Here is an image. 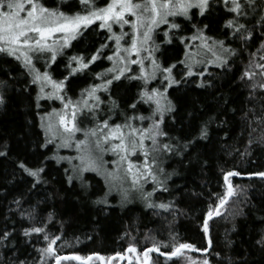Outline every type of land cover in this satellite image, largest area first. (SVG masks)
I'll return each instance as SVG.
<instances>
[{
  "label": "trees",
  "instance_id": "trees-1",
  "mask_svg": "<svg viewBox=\"0 0 264 264\" xmlns=\"http://www.w3.org/2000/svg\"><path fill=\"white\" fill-rule=\"evenodd\" d=\"M76 7L79 10L81 6ZM192 11V22L198 27L208 25L205 34L225 40L226 46L236 49L238 55L229 60L227 68L215 64L194 68V72H203V76L190 77L178 88L168 89L169 99L176 110L165 117V130L174 138L173 143L177 140L181 144L190 140L195 143L183 155L165 160L163 166L171 174L167 180L168 191H155L151 200L157 205L168 204L167 211L158 207L148 209L142 199L123 203L117 194L108 195L106 204L97 203L105 198L108 187L105 180L94 172L83 174V184L74 180L69 185L65 170L70 168L66 163L50 159L56 153L54 144L44 146L46 134L41 127V118L48 112L45 106L49 100L37 101L38 88L31 85V77L21 63L0 55V93L6 99V103L0 106V151L6 153L0 156V233L5 230L12 233L8 241L0 244V264H18L19 261L38 264L41 259L44 264H55L38 251L47 246L43 234L23 235L25 228L42 225L50 237H60L55 244L59 255L93 256L90 264H101L95 260L96 254L104 257L117 256L118 253L125 255L129 247L137 249L141 261L142 253L153 246L169 253L178 243H190L204 252L209 248V239L212 246L206 254L184 251L181 256L168 259L149 253V264H187L181 261L184 254L197 260L207 258L210 264H264V247L258 243L264 238V179L255 175L264 172V142L259 139L264 134V122L252 123L264 115V92L257 89L253 94L250 88L253 81L241 80L249 59L260 62L257 49L260 45V17L264 14L257 11L250 15V9L247 10L249 16L242 22L252 31L254 42L248 41L245 47L244 41L233 37L231 30L224 27L234 14L225 10L222 0L213 4L203 17L197 9ZM179 21L182 29L173 32L171 44L166 43L162 35L158 36L164 66L176 64L173 74L178 80L187 71L179 61L185 59V45L195 34L190 22ZM106 32L99 29L98 24L82 29L78 39L57 56L51 67L34 65L41 70L49 68L47 70L53 72L51 75L56 80L66 79V97L73 102L80 100L81 94L97 82L98 75L110 68L111 61L105 58L111 55L114 42ZM176 36L184 37L185 42L181 43ZM102 45L107 47L102 48ZM197 45L194 41L195 53H198ZM77 52L83 53L85 61L97 52L99 56L88 69L69 75V63L77 67L70 57L76 56ZM43 57L48 59L47 55ZM197 60L198 55H195L189 62L194 64ZM180 69L184 73H180ZM112 75L109 73L110 78ZM260 79L259 75L254 77V81ZM201 82L210 83L211 87H197ZM158 86L162 87L159 80L148 85L149 88ZM142 87L141 81L126 78L113 81L112 94L120 103L119 112L113 118L115 123L123 121L118 115L120 112L128 115L150 112L149 106L143 103L137 104V109L130 107L139 99ZM147 124L145 121L144 126ZM204 125L208 126L209 135L207 139L199 140L197 137ZM132 159L136 163L143 161L142 156ZM21 162L32 169L44 167L42 176L45 182L33 187V179L19 167ZM227 171L240 173L230 178L237 195L221 209L220 216L209 220L208 239L203 231L204 220L209 209H214L218 203V196L226 190L223 173ZM144 190L154 191L153 184H145ZM33 211L35 218L30 220L27 212ZM21 212L25 213L23 217ZM118 261L116 258L112 264H118ZM61 264L79 262L66 260ZM131 264H138L133 257Z\"/></svg>",
  "mask_w": 264,
  "mask_h": 264
},
{
  "label": "snow or ice",
  "instance_id": "snow-or-ice-1",
  "mask_svg": "<svg viewBox=\"0 0 264 264\" xmlns=\"http://www.w3.org/2000/svg\"><path fill=\"white\" fill-rule=\"evenodd\" d=\"M64 2L66 0H61V3ZM220 2L221 0H109L105 6H97L95 0H79L80 5L84 6V14L77 12L68 15L59 7L50 8L46 6L43 0H0V55L12 57L21 63L31 77V85L38 88L37 101L41 99L58 100L63 105L60 111L53 110L48 114L46 123H44L45 118L42 117L41 127L46 134L45 147L48 144L56 143L58 140L57 149L72 148L73 146L75 148L77 155L74 157L54 155L50 158L58 163L67 160L70 164V170H65L69 185H72L74 180H80L83 184V174L95 172L103 177L108 187L105 198L98 200L97 203L106 204L107 196L111 195L113 191L120 195L123 203H127L132 193L135 192L145 201L148 209L158 207L165 211L169 210L168 204L160 203L157 205L151 200L155 191H168L167 180L171 174L166 172L163 165L167 157L183 155V152L187 151L188 147L195 143V140H190L187 144H181L178 140L173 143L174 138L169 137L165 130V117L176 110L175 105L169 99L168 89L174 86L178 88L190 77L197 75L202 77L203 72H194V65L189 62L192 56L199 53L192 54V56L186 53L185 59L179 63L183 64L187 71L178 80L173 74V69L177 67L176 64L165 67L157 60L154 53L159 50V45L155 44L154 35L161 25H168L169 30L164 32V37L165 42L171 44L173 35H170V32L172 30L180 31L181 23L177 22V18H183L184 21L190 22L191 27L195 29V34L190 39L192 41L198 40L200 43L197 47L204 49L205 53H210L214 58L211 63L220 68L229 67V60L238 55L237 50L226 46L223 39L207 36L205 29L208 25L198 27L196 23L192 22L193 9H197L199 15L203 17L209 12L213 4ZM222 3L228 13L234 14L233 18L226 21L224 27L231 30L233 37L244 41L245 47H247V42L253 41V35L242 20H247L249 16L247 9L250 8L252 13H255L257 7H264V0H260L259 5L257 0H222ZM97 22H99L98 27L106 30L115 42L114 55L107 56V59L114 61V66L119 65V67H115V72L113 68L107 69L108 73H113L111 78L100 85L92 86L86 90V97L82 93L81 99L73 102L65 95L66 79L54 80L49 71L37 69L33 61L34 58L48 54L45 64L50 67L49 59L51 63H55L58 54L71 45L77 35L81 34L82 29L86 30ZM260 22V36L258 37L260 45L257 49L260 54L258 57L260 62L249 59L241 76V80L253 81L250 85L253 94L257 89L264 92V15L260 17ZM114 25L120 26L119 34L113 31ZM125 25L131 28L130 33L123 31ZM175 38L179 39L181 43L185 42V38L182 36ZM101 47L104 48L107 45ZM144 53H147V56ZM255 55L254 53L253 56ZM98 56L99 52L91 56L89 61H85L83 57L71 56L70 61L75 62L77 67H72V64L69 63V75H75L88 69L90 63H94ZM146 60L151 66L150 72L145 63ZM204 62L208 63L207 60ZM199 63L201 61L197 60L196 64ZM132 65L139 68L138 74L133 73ZM128 73L132 74L128 75ZM257 75L261 79L254 81V77ZM97 78L103 79V76ZM121 78L142 82L143 87L139 99L130 107L137 109V104H147L151 110L148 116L128 115L125 112L121 123H115L112 115H107V118L100 117L101 105L105 101L98 93L105 92L111 95L110 89L113 81H119ZM156 80L160 81L162 87L149 88L148 85ZM196 86L204 88L211 87V84L201 82ZM49 88L50 91L47 90ZM5 103V96L0 93V106ZM117 109H119L118 102L111 99L108 113L116 112ZM85 112L89 113L92 120L95 121L94 127L82 128L78 123L79 116ZM110 121L112 122L110 123ZM136 121L140 122L139 125L135 123ZM145 121H148L146 126H144ZM262 122H264V115L260 116L258 120L252 121V123L258 124ZM77 133H81L83 139L77 138ZM208 135V126L204 125L200 129L197 139L205 140ZM259 139L264 142V134ZM109 152L116 157L112 162L113 168L111 170L106 167L107 162L103 159L104 155ZM5 154V152L0 151V156ZM141 156L143 157L142 163H136L132 159ZM73 161H78V163H73ZM19 167L33 179V187L45 182L42 176L45 172L44 167L32 169L23 162L19 164ZM239 175L240 173L237 171L223 173L226 190L223 195L218 196V203L215 208H210L206 214L207 218L203 225L205 234L209 233L208 221L213 218L214 214L220 216L222 214L221 209L228 204L232 197L237 195L230 178ZM255 175L264 179V172L255 173ZM149 182L153 184L154 191L145 192L144 186ZM16 203L19 204V201ZM24 215L25 213L21 212V216ZM27 217L30 220L34 219L35 211L27 212ZM49 222H51V217H49ZM32 234L38 236L43 234V240L47 242V246L38 249V251L43 258L51 259L55 264H61V261L66 260H77L79 264L93 262V256L69 257L59 255L55 244L60 237H50L43 225L33 226L30 229L25 228L23 231L25 237ZM11 235L12 233L7 230L0 233V244L8 241ZM258 243L264 247V238ZM211 246L212 241L209 239L208 247L211 248ZM184 250L197 251L190 243H178L173 246L169 253L161 252L159 247L153 246L142 253L145 258L143 264H149V253L157 252L161 256L172 259L181 256ZM127 251L136 253L137 258L140 255L135 247H129ZM204 252L206 253L207 249ZM117 256L120 259L124 258L119 253ZM116 258L95 255V260L100 261L101 264H110ZM18 264H24V262L19 261ZM38 264H44V259H41ZM201 264H210V261L205 258Z\"/></svg>",
  "mask_w": 264,
  "mask_h": 264
},
{
  "label": "rangeland",
  "instance_id": "rangeland-1",
  "mask_svg": "<svg viewBox=\"0 0 264 264\" xmlns=\"http://www.w3.org/2000/svg\"><path fill=\"white\" fill-rule=\"evenodd\" d=\"M95 2H96V4H97V6H105L106 5V3L107 2H109V0H95ZM43 3L46 5V6H48V7H50V8H56V7H59L60 8V10L61 11H64L66 14H68V15H73V14H75V13H77V12H79V13H81V14H84V11H83V9H84V6H82V5H80V3H79V0H66V2H64V3H61V0H43ZM257 4L259 5L260 4V0H257ZM77 5H80L81 7H80V9L78 10L77 9ZM250 9V8H249ZM248 10V9H247ZM257 11H261L260 13H263L264 14V7H257ZM256 11V12H257ZM255 12V13H256ZM250 15H254V13H252V11H251V9H250ZM180 19H183V18H177V22H179L180 23ZM99 22H97V24H98ZM165 28V29H164ZM99 29H101V28H99ZM162 29H164L162 32H160V30H162ZM181 29H182V24H181ZM180 29V30H181ZM169 30V26L168 25H161L157 30H156V34L154 35V40H155V44L156 45H159V50L158 51H156L154 54H155V56H156V58H157V60L164 66V61H163V56L161 55V43H160V41L158 40V36L159 35H162V37L165 39V37H164V32L165 31H168ZM113 31L114 32H116L117 34H119L120 33V31H121V29H120V26L119 25H114V27H113ZM123 31H125V32H128V33H130L131 32V28L129 27V26H127V25H125L124 26V29H123ZM175 30H172L171 32H170V35H175L173 32H174ZM107 33V37L108 38H110V34L108 33V32H106ZM78 36L79 35H77V38L75 39V40H73L72 42H71V44L74 42V41H76L77 39H78ZM127 39V38H126ZM216 39V38H215ZM112 40V39H111ZM192 40L190 39V41L188 40V43H186V45H185V51H186V53H188L190 56H192V54H194L195 53V48H192V45H193V42H191ZM114 42V41H113ZM107 43H108V41H107ZM123 43V42H122ZM197 43L199 44L200 42L197 40ZM190 45V47H188ZM69 47H67L66 49H68ZM111 49V55H114V52H115V42H114V47L112 48H110ZM64 50L65 49H63V51H62V53L64 52ZM197 52L199 53L198 54V60L199 61H201V63H199V64H196V62L193 64L194 65V67H193V69L195 68H199V67H207V66H209V65H211V64H213V63H211V61L214 59L212 56H211V54L210 53H205V52H202L201 50H200V48H198L197 49ZM62 53H60V54H58L59 56L60 55H62ZM83 53H81V52H77L75 55L77 56V57H83L84 58V56L82 55ZM45 55H47L48 56V54H45ZM110 55V56H111ZM144 55L145 56H147V53H144ZM186 55V54H185ZM195 56H192V59L191 60H193V58H194ZM102 58H100L98 61H100ZM106 59V61H108V59H107V57L105 58ZM205 60H207L208 61V63H205L204 61ZM97 61V60H96ZM95 61V62H96ZM34 64L37 66V64L39 63L40 65L42 64V66H44L45 65V59H44V57L42 56V57H39V58H34ZM94 62V63H95ZM49 63L51 64V66L54 64V63H51V61H50V59H49ZM94 63H90V65H92V64H94ZM145 63H146V65L148 66V71L150 72L151 71V66H150V64H148V61L146 60L145 61ZM50 66V67H51ZM90 67V66H89ZM115 67H119V65H116V66H114V61H111V65H110V68H113L114 70H115ZM131 68H132V71H133V73H136V74H138L139 73V68L136 66V65H132L131 66ZM37 69H39L38 67H37ZM47 69H49V68H47ZM46 69V67L44 68L43 67V69L41 70V69H39V70H41V71H49V70H47ZM50 72V74L51 73H53L52 71H49ZM83 72V71H82ZM180 73H184V71H183V69L181 70L180 69ZM186 73V72H185ZM184 73V74H185ZM98 76H100V75H98ZM101 76H103V79H98L97 78V82L96 83H94V84H92L91 86H90V88L92 87V86H94V85H100V84H102V83H104L107 79H109L110 78V76H109V73L107 72V71H102V73H101ZM53 78V77H52ZM54 80H56L55 78H53ZM57 81H60V80H57ZM65 88H67V84H66V86H65ZM89 88V89H90ZM48 91H50L51 89L49 88V89H47ZM88 90V89H87ZM110 91H111V95H109L108 93H105V92H99L98 93V95H100L101 97H102V99L105 101V103L103 104V105H101V108H102V111L100 112V117L101 118H103V117H107V115H112V118H114V117H116L117 116V112H119L118 111V109H117V111L116 112H113V113H108V108H109V102H110V100L111 99H115L117 102H118V104H119V107H120V103H119V101H118V99L116 98V96H114L113 94H112V90L110 89ZM85 97H86V91H85ZM80 99H81V97H80ZM61 106H63L58 100H49V102H48V104H46V108L48 109V112H46L44 115H43V117L45 118V120H44V123H46L47 122V120H46V118H47V116H48V114L49 113H51V112H53V110H56V111H60L63 107H61ZM146 106H148L147 104H146ZM120 109V108H119ZM151 111V110H150ZM139 113H141V112H138L136 115L137 116H139V115H142V114H139ZM150 114V112L149 113H145V115L144 116H148ZM118 115H120L122 118H123V112H120V114H118ZM136 122H138V124L137 125H139V121H136ZM135 122V123H136ZM41 123H42V119H41ZM78 123L80 124V126L82 127V128H90V127H94L95 126V121H93L92 120V118H91V115L89 114V113H87V112H85L82 116H79V120H78ZM111 123V122H110ZM44 130V129H43ZM44 133H45V131H44ZM76 136H77V138H79V139H83V135L81 134V133H77L76 134ZM56 143H59V141L57 140L56 141ZM56 143H53L54 145H55V151H56V153H55V155H57V156H61V157H74V156H76L77 155V153H76V151H75V148H74V146L72 147V148H59V149H57V147H56ZM103 159H104V161H106L107 162V164H106V167H108L110 170L113 168V164H112V162L116 159V157L114 156V155H112L110 152L109 153H106L105 155H104V157H103ZM60 163H66L67 165H68V167L70 168L71 166H70V164L67 162V160H62V161H60ZM73 163H78V161H73ZM95 173V172H94ZM102 177V176H101ZM103 178V177H102ZM125 187H127V185H125ZM111 194H117L119 197H120V195L117 193V192H115V191H113ZM121 198V197H120ZM138 200H141V198H140V196L137 194V193H135V192H133L132 193V196H131V198H130V200L127 202V203H130V202H135V201H138ZM181 261L183 262V263H187V264H201V262L203 261V260H197L196 258H193V257H191L190 255H188V254H184L182 257H181Z\"/></svg>",
  "mask_w": 264,
  "mask_h": 264
},
{
  "label": "water",
  "instance_id": "water-1",
  "mask_svg": "<svg viewBox=\"0 0 264 264\" xmlns=\"http://www.w3.org/2000/svg\"><path fill=\"white\" fill-rule=\"evenodd\" d=\"M259 177V176H258ZM216 217V215L214 214L213 215V218H215ZM209 222V221H208ZM206 236H207V238L209 239V236H208V234H206ZM209 249L210 248H208V250H207V252L209 251ZM184 251H186V252H190V253H194V254H206L205 252H202V251H189V250H184ZM152 253H154V254H157V255H160L159 253H157V252H152ZM131 254H133L134 255V257L136 258V260H137V263L138 264H143V262H141L140 261V258L138 257L137 258V254L136 253H131ZM71 256H75V255H70L69 257H71ZM161 256V255H160ZM113 257H117L118 259H119V263L118 264H122V262H124L125 260L127 261L126 262V264H130V252H128V251H126L125 252V255H123V259H120L118 256H113ZM163 257H166L167 258V256H163ZM173 258H175V257H173ZM144 256H143V261H144ZM77 261V260H76ZM113 261V260H112ZM112 261L110 262V264H112ZM79 262V261H78Z\"/></svg>",
  "mask_w": 264,
  "mask_h": 264
},
{
  "label": "flooded vegetation",
  "instance_id": "flooded-vegetation-1",
  "mask_svg": "<svg viewBox=\"0 0 264 264\" xmlns=\"http://www.w3.org/2000/svg\"><path fill=\"white\" fill-rule=\"evenodd\" d=\"M133 258H134V257H133ZM130 261H131V262H130V264H131V263H132V257H130ZM135 261H136V260H135ZM126 262H127V261L125 260L122 264H126ZM136 262H137V261H136Z\"/></svg>",
  "mask_w": 264,
  "mask_h": 264
}]
</instances>
